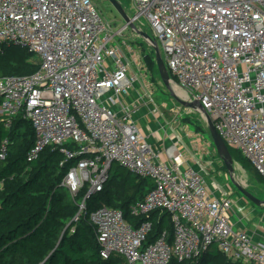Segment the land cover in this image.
I'll return each instance as SVG.
<instances>
[{"label":"built area","instance_id":"built-area-1","mask_svg":"<svg viewBox=\"0 0 264 264\" xmlns=\"http://www.w3.org/2000/svg\"><path fill=\"white\" fill-rule=\"evenodd\" d=\"M132 8L139 30L142 17L149 22L187 101L204 108L227 147L264 179V0H132ZM115 35L92 0H0V58L15 47L40 60L32 75L0 77V122L7 130L19 118L31 124L29 163L49 147L61 150L62 167L74 161L60 188L73 200L88 190L76 224L114 164L153 182L130 209L139 225L106 206L90 215L103 260L186 263L217 248L232 263L264 264V242L237 224L231 193L210 186L177 145L154 147L133 121L134 106L124 102L133 83ZM8 146L2 142L0 161ZM157 213L170 215L173 235L149 243Z\"/></svg>","mask_w":264,"mask_h":264},{"label":"trees","instance_id":"trees-1","mask_svg":"<svg viewBox=\"0 0 264 264\" xmlns=\"http://www.w3.org/2000/svg\"><path fill=\"white\" fill-rule=\"evenodd\" d=\"M32 57L27 50L6 48L0 58V77L36 73L39 63ZM5 140L9 146L6 159L0 161V184L3 185L0 190V264H115L117 257L102 259L97 229L91 223L90 215L106 206L122 211L129 223L139 225L143 220L133 218L130 209L153 189V182L129 172L125 176L126 170L114 164L104 190L87 200L86 213L76 224L73 220L88 190L84 189L73 200L60 188L74 161L62 167L64 156L61 150L49 147L38 160L29 163L27 156L36 137L31 124L23 118L17 119L9 130L0 122V148ZM68 148L74 149L72 145ZM228 148L234 161L263 184L264 179L255 172L250 161L239 151ZM151 220L154 230L149 243L163 231L172 237L173 227L168 213L154 214ZM172 264L243 263H232L217 248H212L193 262L174 260Z\"/></svg>","mask_w":264,"mask_h":264},{"label":"rangeland","instance_id":"rangeland-1","mask_svg":"<svg viewBox=\"0 0 264 264\" xmlns=\"http://www.w3.org/2000/svg\"><path fill=\"white\" fill-rule=\"evenodd\" d=\"M92 1L101 17L106 20L113 33L116 34L113 44L119 51L118 55L129 64V78L133 86L126 97L136 98V105L131 107L135 112L145 113V117L148 119V132L160 136L163 140L164 138L169 139V145H177L184 154L186 164L200 170L210 186L216 184L221 192L231 193L237 203L234 207L237 224L247 226L248 230L256 228L264 231V208L252 204L233 185L224 163L217 154L201 114L178 103L161 81L152 47L130 28L122 33L119 32L126 26V23L107 0ZM118 1L127 15L132 18L135 15L132 0ZM140 26L143 32L154 38L146 18L140 19ZM158 44L166 62L161 44ZM32 59L40 62L36 57H32ZM173 88L176 95L179 94L184 100H188L184 91L179 90L175 85ZM140 125H142L141 122ZM124 174L128 176V171H125ZM235 179L244 185L251 194L264 201V183L259 184L249 172L239 165L236 166ZM71 233L74 232L71 231ZM115 259V264H127L124 259L119 257Z\"/></svg>","mask_w":264,"mask_h":264},{"label":"water","instance_id":"water-1","mask_svg":"<svg viewBox=\"0 0 264 264\" xmlns=\"http://www.w3.org/2000/svg\"><path fill=\"white\" fill-rule=\"evenodd\" d=\"M107 1L112 5V7L116 10V12L121 16V18L124 20L126 25H129V28L132 31H134L139 37H141L143 39L144 42H146L149 46L152 47V49L155 53V61H156L157 69L159 72V76L161 78V81L163 82V84L167 88V90L170 91L172 97L181 105L188 107V108H192L201 114V116L203 117V119L207 125V129L209 131V134L211 136V139H212L213 145L217 151V154H218L219 158L221 159V161L224 163V165L227 169V172L230 176V179H231L233 185L236 187V189L245 198H247L252 204H254L255 206H257L259 208H264V201L259 200L257 197H255L253 194H251L246 189V187L244 185H241L235 179V177H236V166H238L239 164H237L234 161V159H233V157L229 151V148L227 147L225 142L219 136L218 132L216 131V129L214 127L212 120L210 119L209 115L204 110V108L199 104H194V103H191V102L186 101L184 99H181L178 95L175 94L174 88H173L175 82L171 79V76H170L168 69L165 65V62L163 60V57H162L158 43L154 39H152L148 34L139 30L136 27V25H134V23L132 22V18L127 15L125 10L123 9V6L121 5V3L118 0H107ZM70 226L71 225H69L68 228ZM50 256H52V254ZM50 256L46 259V261L50 258Z\"/></svg>","mask_w":264,"mask_h":264},{"label":"crops","instance_id":"crops-1","mask_svg":"<svg viewBox=\"0 0 264 264\" xmlns=\"http://www.w3.org/2000/svg\"><path fill=\"white\" fill-rule=\"evenodd\" d=\"M136 98H133V97H126V101H125V104L128 105V106H135L136 105ZM132 119L133 121L136 123V125L144 132L145 135L148 136V139L150 141V143L156 147L157 149H163L167 146H169V139H166L164 138H161L160 136L158 135H152L150 134L148 131V127L147 126V118L145 117V113H142L141 111H137L135 113L132 114ZM140 122L142 123V125H140ZM3 185L0 184V190L2 189ZM241 228H245L247 229L244 225L241 226ZM248 230V229H247ZM263 229H252L250 230L249 228V231L252 232L253 236H254V243H260V242H264V231H262Z\"/></svg>","mask_w":264,"mask_h":264},{"label":"bare ground","instance_id":"bare-ground-1","mask_svg":"<svg viewBox=\"0 0 264 264\" xmlns=\"http://www.w3.org/2000/svg\"><path fill=\"white\" fill-rule=\"evenodd\" d=\"M175 85V84H174ZM176 86V85H175ZM177 87V86H176ZM179 90H181L179 87H177ZM178 94V93H177ZM178 96H180L179 94H178ZM181 97V96H180ZM181 99H183L182 97H181Z\"/></svg>","mask_w":264,"mask_h":264}]
</instances>
